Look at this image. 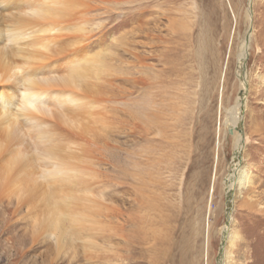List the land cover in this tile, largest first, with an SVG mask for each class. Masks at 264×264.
<instances>
[{"label": "rangeland", "instance_id": "1", "mask_svg": "<svg viewBox=\"0 0 264 264\" xmlns=\"http://www.w3.org/2000/svg\"><path fill=\"white\" fill-rule=\"evenodd\" d=\"M2 1L4 67L23 61L38 83L58 84L52 77L59 61L35 64L29 57L45 50L30 47V37L45 33L36 29L27 40L16 37L21 29L9 34L16 19L42 17L25 14L21 0L6 7ZM77 14L47 49L62 44L71 50L80 45L68 41L81 36L89 57L107 67L106 81L79 89L99 98L101 107L90 111L109 122L99 135L101 162L92 167L103 182L104 203L116 211L106 221L118 219L126 236L99 238L102 253L84 252L76 241L56 254L50 240L31 244L24 224L7 223L3 204L0 264H218L233 159L254 180L230 189L231 227L241 237L236 259L264 264V0H87ZM246 35L243 88L237 53ZM47 77L52 80H42ZM2 86L6 94L8 84ZM11 88L17 97L18 87ZM238 99L243 120L236 159V138L225 121ZM11 139L13 145L23 141L21 135ZM23 143L22 149L30 145Z\"/></svg>", "mask_w": 264, "mask_h": 264}, {"label": "bare ground", "instance_id": "2", "mask_svg": "<svg viewBox=\"0 0 264 264\" xmlns=\"http://www.w3.org/2000/svg\"><path fill=\"white\" fill-rule=\"evenodd\" d=\"M11 1L3 0V7ZM20 3L27 6L25 14L42 19H16L9 34L21 29L16 37L25 40L36 35V29L45 33L40 38L30 37L34 39L28 42L30 47H37L35 43L45 50L39 54L31 53L29 57L35 64L36 60L44 59L45 64L59 61L62 67L52 77L58 80V84L38 83L23 61L7 70L3 65L5 49L0 47V108L4 113L0 118V121H4L0 123V207L3 204L9 207L7 223L24 224L25 234H30L33 241L31 244L50 240L55 253L60 254L65 247L67 249L68 245L78 241L84 252H105L106 247L99 244V238L117 236L125 239L126 236L118 219L115 224L106 221L108 215L116 211L104 203L103 190H100L103 182L92 167L101 162L99 135L109 126V122L105 121L101 112L90 111L101 107L99 98L79 88L92 81H106L104 73L107 67L89 57L88 46L84 44L86 39L81 40V36L68 41L80 45L71 50L62 44L47 49L49 44L57 45L65 27L77 19L78 10H85L87 0H21ZM27 26L34 28L28 31L25 29ZM247 41L248 38H245L237 53L243 88L246 87L244 68ZM52 79L47 77L42 80ZM138 79L144 81L142 77ZM4 82L8 84L6 94L3 92ZM12 86L18 87L17 97ZM240 99L227 110L228 118L225 121L231 134L235 135L238 153L242 149L239 123L243 118L240 112L243 107ZM13 135H21L23 141L30 145L26 149H22L23 141L13 145ZM236 161L232 163V171L226 179L229 180L226 182L229 191L234 185L242 190L254 183L244 166H240L241 161ZM232 223L230 215L223 229V254L219 264L240 263L236 255L241 237L232 229Z\"/></svg>", "mask_w": 264, "mask_h": 264}, {"label": "water", "instance_id": "3", "mask_svg": "<svg viewBox=\"0 0 264 264\" xmlns=\"http://www.w3.org/2000/svg\"><path fill=\"white\" fill-rule=\"evenodd\" d=\"M250 2V1H249ZM251 4V3H250ZM248 37V35H246V38ZM245 68H246V66H245ZM245 68H244V72H245ZM242 92H244V91H240V96L242 95ZM242 120L243 119H240V126L242 127ZM239 126V127H240ZM230 133L232 132L231 130L229 131ZM241 132H242V130H241ZM242 144H243V142H242ZM237 151L235 152V156H234V158L236 157V159H237V157H239V155H237ZM239 154V153H238ZM236 160L235 159H233V161H232V163L233 162H235ZM237 162V161H236ZM235 162V163H236ZM231 163V164H232ZM226 182H227V180H226ZM233 192V190L232 191H229V190H227V209H226V223H227V219H228V213H229V211H230V209H231V207H232V205H231V202H230V199H231V193ZM223 246V241H222V243H221V247ZM220 256H221V248H220V253H219V256H218V259H217V261H218V264H219V258H220Z\"/></svg>", "mask_w": 264, "mask_h": 264}]
</instances>
